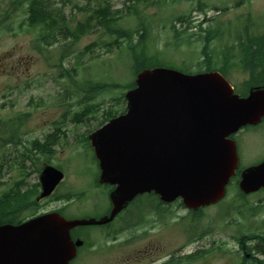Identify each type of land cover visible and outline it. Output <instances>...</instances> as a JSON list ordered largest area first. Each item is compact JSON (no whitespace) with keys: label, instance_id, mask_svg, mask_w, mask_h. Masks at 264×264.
Listing matches in <instances>:
<instances>
[{"label":"rangeland","instance_id":"374dc122","mask_svg":"<svg viewBox=\"0 0 264 264\" xmlns=\"http://www.w3.org/2000/svg\"><path fill=\"white\" fill-rule=\"evenodd\" d=\"M12 1L0 0L1 19L7 10L13 8ZM104 1L113 10L123 11L119 24L135 32L134 44L139 40L136 32L138 29L141 31V23L148 26V54L160 55L159 61L146 64L149 68L170 69L192 75L204 70V65L200 63L205 56V43L199 37L200 24H203L204 29L223 33L211 46L215 61L222 59L227 44L237 42L235 38L240 35L238 31L249 27L252 34L264 33V0H165L164 3L163 0H144L141 4L133 0H51L53 8L61 9L73 27L88 17V13L75 9L77 5L95 8ZM132 5L142 10V19L134 14L128 15L126 8ZM200 8L205 9V13ZM25 9L26 6L15 14L13 11L11 16H14L7 21L6 24L14 29L12 33L0 30V117L5 119L18 113L26 117L30 113L21 143L6 146L4 155L0 151V156L14 160L10 171L4 165L5 187L0 192L7 193L12 182L23 178L29 186H23L21 191L33 193V186L35 190L40 177V171L36 168L42 170L46 164L58 166L66 173L67 181L57 189L48 203L41 204L34 212L24 213L22 218L63 207L70 201L61 200V196L69 194L73 198L70 206L66 204L64 207L67 217L99 220L110 207L109 192L98 186L94 150L81 137L89 136L106 123L107 112L113 110L119 116L125 111L127 102L124 99L128 87L136 80L129 43L121 42V49H114L108 54L103 42H111L112 39L104 37L103 30L87 34L76 42L72 38L59 37V42L49 49V61L46 62L43 56L32 49V35L19 29L25 17ZM178 17H181V22H178ZM248 23L250 26H247ZM177 32L181 34L177 36ZM95 42L100 45L93 48V52L86 51ZM67 43L71 45L70 52L73 54L63 61L62 70L56 66L60 63L62 45ZM28 55H32L33 59L23 61L21 65V60ZM64 68L71 70L73 79L67 77ZM227 77L237 91L244 90L250 79L247 72L239 70L231 72ZM98 85L110 87L105 90L100 86L97 88ZM95 107L98 108L96 116L86 117L82 124L73 121L78 113ZM252 133L257 134L249 135L245 142L241 141L240 136L237 141L244 167L261 162L264 153V125ZM52 135L55 136V143H51L50 138L44 154L31 150L34 141L44 144ZM27 150V156H36V160L25 159L21 166L19 156ZM24 172L25 176L22 177ZM228 195L227 199L205 210L202 213L203 219L194 221L189 228V218L181 221L186 211L180 208L179 201L164 206V214L161 213L163 220L155 216L152 224L144 225L145 231H149L147 240L141 236L144 231L142 228H138L135 236L132 231L115 233L119 222L123 226L121 218L131 217L138 200L111 226L78 228L76 232L80 233L86 244L79 250L72 264H146L143 253L149 244L157 245L163 262L170 256L182 257L190 252H198V248H201L209 253L204 256L206 259L202 258L194 264H244L242 247L239 245L244 236L242 233L252 235L255 232L256 235L252 236L256 237H259L257 234H264V192L254 193L243 201L233 185L228 189ZM140 201L145 206L150 205L146 197ZM153 201L156 206V201ZM253 205L260 208L254 215L249 212ZM147 220H150L148 216ZM195 228L201 231L188 235ZM203 232L209 233L201 243H194L183 252L184 246L191 242L189 239L197 238ZM129 236L133 237H130L132 241L127 244ZM262 243V240L247 241L248 251L253 252L258 260L249 259L246 264H264ZM256 245V248H261V252H255Z\"/></svg>","mask_w":264,"mask_h":264},{"label":"water","instance_id":"95a60500","mask_svg":"<svg viewBox=\"0 0 264 264\" xmlns=\"http://www.w3.org/2000/svg\"><path fill=\"white\" fill-rule=\"evenodd\" d=\"M126 100L127 113L90 136L101 183L116 186L111 215L67 221L54 213L0 226V264H70L83 245L73 242L71 230L112 222L139 195L154 192L164 203L181 198L193 210L218 203L238 168L236 145L228 138L264 118V89L240 98L217 72L145 70ZM63 178L46 167L42 197ZM240 188L245 194L264 188V163L243 173Z\"/></svg>","mask_w":264,"mask_h":264},{"label":"trees","instance_id":"16d2710c","mask_svg":"<svg viewBox=\"0 0 264 264\" xmlns=\"http://www.w3.org/2000/svg\"><path fill=\"white\" fill-rule=\"evenodd\" d=\"M137 2L139 4L143 3L144 0H133V2ZM165 0H163L164 3ZM161 4V2H160ZM11 5L13 8L11 10H7L6 14L0 17V26L3 28L6 26V23L9 19H11L13 16H11L12 12L14 14L17 10L22 9L26 6L25 9V17L21 24V27L27 26V27H42L41 33H39V37L36 39V45L37 47H46L47 49L49 47H52L57 43V37L56 35L59 34L62 38L69 39L73 38V40L79 41L82 39V37L86 36L87 34L96 33L98 31H104L105 36L110 39H112L111 42L104 41L103 44L106 46V53H112L114 49H121L122 44L121 42L126 41L129 43V50L132 55L133 59V70L134 74L137 76L141 71L149 69L148 64L155 63L159 61V56H150L148 54L147 50V40L149 35V28L146 26V24L141 23V31L140 29L137 30V34L139 37V40L137 43L134 44L133 37L134 33L133 30H126L123 27L120 26L119 22L121 20L123 11H115L113 10V7L106 1H104L103 4H99L95 8H90L87 5L80 6L77 5L75 7L76 10L86 12L88 13V17L84 18L83 21H80L75 27H73L70 24V21H68L65 17L64 12L60 9L53 8V4L51 0H14L11 2ZM10 5V7H11ZM138 6L132 5L130 7L126 8V11L128 12V15H136L138 19H142V10L140 8H137ZM205 10V9H204ZM202 8H200L201 12H204ZM183 17V16H181ZM181 17H178V22H181ZM250 20V19H249ZM248 26L249 23H248ZM199 31L201 37L204 40L205 48L203 50L204 59L200 62L202 65H204V72H210V71H220L223 74H229L234 70H238L241 68L242 72H247L250 77V82H247V86L256 84V85H264V33L262 35L259 34H252L250 33L249 27L245 28L244 34H242L243 31H238L240 35H238L235 40L237 42H233L230 44H227L224 47L223 53H222V59L215 61L214 52L211 48L212 43L215 39L218 38V36L222 35L223 33L220 31L212 32L210 29H203L202 25L199 26ZM5 29H8V26H6ZM238 30H242L239 29ZM204 35H203V34ZM181 33L177 32L176 35L179 36ZM102 44V43H101ZM100 45L99 42H95L91 44L89 47H87L86 51L90 50V52H93V48ZM141 47L139 51L137 49ZM71 47L65 48L60 56V63L56 66L58 68H63V61L70 57L73 53L70 52ZM67 50V53H66ZM155 68V67H154ZM63 70V69H62ZM65 73L67 74V77L70 79H73V73L71 70L64 68ZM100 86V85H99ZM99 86L97 88H99ZM108 85H102L100 86L101 89H107ZM118 87V86H116ZM135 87V83L133 82L132 85L129 87V89H132ZM113 89V87L111 86ZM118 100V99H117ZM96 108V109H95ZM87 108L82 113L77 114L73 121H75L77 124H82L85 122L86 117H94L96 116L98 112V108L95 107ZM107 117L105 121L116 117L117 115L113 110L106 113ZM22 120V117H20ZM104 121V122H105ZM17 124V123H16ZM6 136V137H5ZM4 139L8 141L6 138L9 137V134H6ZM15 134H12V137H14ZM10 135V138H12ZM21 138V137H19ZM55 136H51V143H55ZM53 141V142H52ZM87 141V140H85ZM13 142V141H12ZM19 143H21V140H18ZM14 143V142H13ZM6 143H3V146H5ZM28 148V147H27ZM26 148V149H27ZM32 151L35 150L36 152L45 153V146L41 145L38 141L34 142L32 145ZM29 153V150L26 152H23L21 156H27ZM247 197L241 194V200L246 201ZM6 203V202H5ZM161 205V204H160ZM260 208H257L255 205L251 206L249 208L250 214H256L258 213ZM202 210L197 213V217L199 219H203ZM11 222L10 220H6L4 218H0V223H6ZM14 222V221H13ZM15 223V222H14ZM239 225V224H237ZM256 235L255 232H253ZM207 234V232H203L202 235L199 237L202 238ZM245 234V233H243ZM252 235H244L243 238L240 241H243V246H246L247 241L252 240H263L264 241V234L260 235L257 234V236ZM212 252V251H211ZM249 252V251H247ZM209 253V251L207 252ZM205 252L200 253L199 255L191 256V257H177L172 256L169 258L170 260L166 261L164 264H193L194 261H198L201 259L202 256H204ZM201 255V256H200ZM248 259L246 256L244 257V264H246Z\"/></svg>","mask_w":264,"mask_h":264},{"label":"flooded vegetation","instance_id":"af4514ba","mask_svg":"<svg viewBox=\"0 0 264 264\" xmlns=\"http://www.w3.org/2000/svg\"><path fill=\"white\" fill-rule=\"evenodd\" d=\"M27 59L30 60V56ZM23 60H25V59H22L21 61L23 62ZM22 62H21V64H22ZM17 70H19V68H17ZM263 123H264V120H263L262 123H260L259 125L255 126V127H247L245 129H243L241 131V134L245 133V135H243V138H241V141L242 142H245L246 141V138L248 137V135H247L248 132L257 131L260 127L263 126ZM3 128H4V130L6 129V126L4 124H3ZM254 134H257V133H254ZM260 137H261V134L259 135V138ZM262 157L264 158V153H263ZM93 161H94V163L96 165V169H97L96 170V173H97V183H98V186L100 188L107 189L108 192H109V197H110V194L112 193V191H114L115 187L114 186H111L109 184H101L100 183V180H99V178L101 176L100 163L97 160L96 156H94V160ZM10 162H11V159L6 160V157L5 156H0V170H4V167H5L4 165L5 164L8 165V163H10ZM39 168L40 167L36 168L37 171L39 170ZM0 172H2V171H0ZM1 176L2 175L0 173V177ZM23 184H24V182H23ZM37 190H39L40 192L39 193H36ZM33 192H34V194H32V195L34 197V200L36 199L39 202V197H40V194L42 193V191H41V184L38 185L35 190H34V187H33ZM130 204H132V203H130ZM112 209H113V205H112V203L110 201V207H109L106 215H109L111 213ZM149 212L150 213L152 212V213L149 214ZM159 213H160V208L157 205L154 206L153 204H151V207L149 208L148 206H145L143 204H138L137 207L134 209V211L131 213V218H128V219L126 218L125 220H123L124 221L123 226L126 227L127 224H132V225L141 224L143 226L144 225H147V224H152L153 223V218L155 216L159 217ZM147 216H148V218L150 220H147ZM154 224H157V223H154ZM143 234H144L143 237L147 240L148 239L147 238L148 237V232L143 233ZM77 239H78V237L75 238V240H77ZM131 241H132L131 238H129L128 243H130ZM258 244L260 245V243H258ZM256 247H257V245L255 246V252H261V248H256ZM198 249H200V248H198ZM243 250L244 251H242V253L247 258L254 259V260L257 259V257L255 256V254L253 252H249V253L246 252L247 251V248L246 247H244ZM141 252L142 251H140V253ZM194 255H195V252H190V253L187 254V257H191V256H194ZM143 257L145 259L144 261H145L146 264H162L163 263V261H162V258L163 257H161L160 251H159V249H158V247H157L156 244H149L145 248V251L143 253ZM204 259H206V258L204 257ZM168 260H170V259L168 258L166 261H168ZM166 261H164V262H166Z\"/></svg>","mask_w":264,"mask_h":264}]
</instances>
